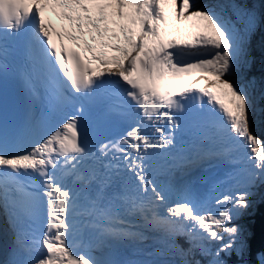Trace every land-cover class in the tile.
<instances>
[{
  "label": "snow or ice",
  "instance_id": "snow-or-ice-1",
  "mask_svg": "<svg viewBox=\"0 0 264 264\" xmlns=\"http://www.w3.org/2000/svg\"><path fill=\"white\" fill-rule=\"evenodd\" d=\"M257 205L264 0H0V264H264Z\"/></svg>",
  "mask_w": 264,
  "mask_h": 264
},
{
  "label": "rangeland",
  "instance_id": "rangeland-1",
  "mask_svg": "<svg viewBox=\"0 0 264 264\" xmlns=\"http://www.w3.org/2000/svg\"><path fill=\"white\" fill-rule=\"evenodd\" d=\"M207 2H209V0H196L197 5H202V4L207 3ZM206 171H208V170H205V172ZM210 175H211V173H210ZM210 175H208V176H210ZM202 177H205L204 172L197 175L196 181H194L192 184L193 188H195L196 186L204 185L202 180H201ZM213 210H215V209H213ZM153 243H154L153 241H150L148 239L147 241L144 242V245H142V246L143 247L153 246Z\"/></svg>",
  "mask_w": 264,
  "mask_h": 264
},
{
  "label": "bare ground",
  "instance_id": "bare-ground-1",
  "mask_svg": "<svg viewBox=\"0 0 264 264\" xmlns=\"http://www.w3.org/2000/svg\"><path fill=\"white\" fill-rule=\"evenodd\" d=\"M199 170H204V169H199ZM196 176H194V177H187L188 179H194ZM186 178V179H187ZM194 181H196V178L192 181V182H194ZM4 219V217H3V214H2V212H0V220H3ZM147 235L150 237L149 238V240L150 241H153V239L151 238L154 234L153 233H151V232H149V233H147ZM154 242V241H153ZM154 244V243H153ZM130 251H131V254H132V249H130ZM126 253H127V251H126ZM134 257V256H133Z\"/></svg>",
  "mask_w": 264,
  "mask_h": 264
},
{
  "label": "trees",
  "instance_id": "trees-1",
  "mask_svg": "<svg viewBox=\"0 0 264 264\" xmlns=\"http://www.w3.org/2000/svg\"><path fill=\"white\" fill-rule=\"evenodd\" d=\"M262 210H264V206L257 205L256 210H255L256 211L257 224L259 223L260 213ZM183 243H184V241H183Z\"/></svg>",
  "mask_w": 264,
  "mask_h": 264
},
{
  "label": "water",
  "instance_id": "water-1",
  "mask_svg": "<svg viewBox=\"0 0 264 264\" xmlns=\"http://www.w3.org/2000/svg\"><path fill=\"white\" fill-rule=\"evenodd\" d=\"M210 173L209 172H207V173H205L204 175H209ZM194 189V191H196V192H200V191H202L203 189H204V185H200V186H196L195 188H193Z\"/></svg>",
  "mask_w": 264,
  "mask_h": 264
}]
</instances>
